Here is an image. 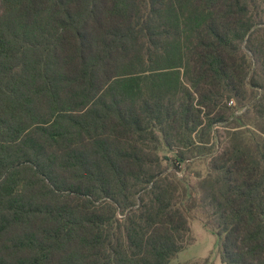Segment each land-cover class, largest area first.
<instances>
[{
	"label": "trees",
	"instance_id": "trees-1",
	"mask_svg": "<svg viewBox=\"0 0 264 264\" xmlns=\"http://www.w3.org/2000/svg\"><path fill=\"white\" fill-rule=\"evenodd\" d=\"M192 211L264 264V0H0V264H199Z\"/></svg>",
	"mask_w": 264,
	"mask_h": 264
},
{
	"label": "rangeland",
	"instance_id": "rangeland-1",
	"mask_svg": "<svg viewBox=\"0 0 264 264\" xmlns=\"http://www.w3.org/2000/svg\"><path fill=\"white\" fill-rule=\"evenodd\" d=\"M188 221L193 241L177 254L174 263L196 261L202 264L207 260L208 264H223L220 260L221 238L217 232L203 227V223L207 221L203 212L192 211Z\"/></svg>",
	"mask_w": 264,
	"mask_h": 264
}]
</instances>
